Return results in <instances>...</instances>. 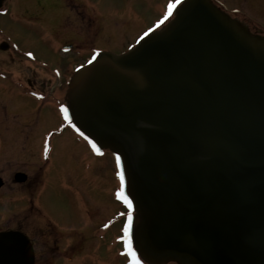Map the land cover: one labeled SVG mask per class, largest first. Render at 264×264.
I'll use <instances>...</instances> for the list:
<instances>
[{"label": "water", "instance_id": "1", "mask_svg": "<svg viewBox=\"0 0 264 264\" xmlns=\"http://www.w3.org/2000/svg\"><path fill=\"white\" fill-rule=\"evenodd\" d=\"M210 0H187L129 52H98L73 78L69 115L110 150L154 263L264 264V38ZM2 182L0 179V187ZM0 233V264H33Z\"/></svg>", "mask_w": 264, "mask_h": 264}, {"label": "flooded vegetation", "instance_id": "2", "mask_svg": "<svg viewBox=\"0 0 264 264\" xmlns=\"http://www.w3.org/2000/svg\"><path fill=\"white\" fill-rule=\"evenodd\" d=\"M153 1L139 0L133 7H130L129 2L127 12L121 13L123 22L110 27L111 12L99 14L96 4L90 0H0V179L2 182L0 200L7 202L6 212L24 213L26 217L34 214L35 217L46 222L50 229H54L51 228L52 226L57 227L52 221L54 218L50 209L42 205V199L47 194V178L44 172L51 162L52 153L54 150L58 152L59 148L63 150V160L55 167L56 175L64 174L67 166L75 168L74 180L72 178L71 183L64 179L61 181L66 183L62 187L69 185L78 191L82 202L77 209L91 212L94 209L97 211L105 203L108 204L105 202L106 194L101 190L102 197H98L99 204L92 207L91 201L86 197L88 188L86 193L85 185L81 181L85 176L79 173L83 169L90 171L98 167L100 164L98 160L102 159L104 152L97 153L79 133L70 118L62 122L60 127L48 131L41 140L36 139V128L29 127H35L39 117L36 111L31 112L26 109L24 99L29 93H44L46 94L44 98L58 95L61 100L59 105L68 112L70 83L98 52H103L101 47L94 46L92 41L94 36L91 32L96 22L95 15L101 16L99 21L104 30L110 27V35L105 34L107 30L103 33L107 40L117 42L118 50L111 51L120 55L137 45L144 36L163 29L164 25L170 22L169 19L176 15L178 7L183 2V0L168 1V14L163 17L157 16L147 24L144 18L136 14L134 7L142 3L148 5L151 3L154 8ZM211 1L248 30L253 29L258 32L257 35L264 36V22L259 19L264 17V0H238L237 6L232 9H229L222 0ZM30 38L35 39L33 46L28 45ZM39 64H43L42 69L33 68V66L38 67ZM54 108L58 110L59 106ZM24 139L26 142H23ZM82 149L86 151L82 152ZM69 150L72 151L68 152ZM84 162V167L88 168H83ZM119 176L122 180L120 173ZM104 180L105 177H102L99 182L102 188L105 186L103 185L105 182L102 183ZM114 195L115 200L125 210V214H118L113 221L104 222L103 231L111 232L115 225L125 219V231L121 240L134 253L132 264H140L141 258H137L139 254L133 242L132 230L137 214L136 212L134 214L124 202L122 182ZM31 230L30 226L27 228L19 226L1 230L0 233L18 231L24 234L32 244L33 264H53L59 250L69 252V249L74 247L75 240L79 238L77 229L75 231L67 228L58 229L63 236L69 237L67 240H72L65 246L60 243L63 238L59 242L54 232L43 230L41 237L45 240L37 245ZM81 233L84 231L81 230ZM38 235L40 236V233ZM38 246L43 249L39 258L36 249Z\"/></svg>", "mask_w": 264, "mask_h": 264}, {"label": "rangeland", "instance_id": "3", "mask_svg": "<svg viewBox=\"0 0 264 264\" xmlns=\"http://www.w3.org/2000/svg\"><path fill=\"white\" fill-rule=\"evenodd\" d=\"M96 4L99 14H104L111 12L109 15V24L110 27L115 26V24L122 23L121 13L127 12V7L130 2V7H133L139 0H90ZM168 1L173 2L174 0H154L152 7L151 3H142L141 5H137L134 7L136 10V14L144 18V21L149 24L153 19L157 18V16L163 17L168 14L167 7ZM229 9H232L234 6H237L238 0H222ZM97 12V13H98ZM95 26L91 32V35L94 36L92 38L93 45L96 47H101L103 52L114 53L111 50L117 51V42L110 41L106 39V35L111 32L110 27H107L104 30L103 25L99 21L101 16L95 15ZM260 21L264 22V17L259 18ZM246 30L247 27L243 25ZM105 31V34L103 33ZM252 36H259L252 29L248 30ZM264 38V36H260ZM35 39H28V45L33 46ZM116 54V53H114ZM119 55V54H117ZM35 65V64H34ZM43 64H39L38 67L33 66L35 69H42ZM40 95V96H38ZM46 94H31L26 95L24 99V103L27 105L26 109L31 112L34 110L37 112L39 117L36 120L38 123L36 128V139H42L51 129H56L60 127L64 121L68 118V114L65 111L64 107L62 108L59 103L61 100L56 95L51 98H44ZM59 106L58 110H55L54 107ZM28 115V114H25ZM63 122V123H62ZM31 123V121H29ZM23 142H26L25 139ZM69 150L68 152H71ZM86 151V149L81 150ZM66 152V149H65ZM80 152V150H78ZM81 152V154H82ZM63 150L61 148L54 150L51 155V162L47 166V170L44 172V175L47 178V196L44 195L42 199V205L48 207L52 213L54 219H52L53 223L58 227H51L54 229H50L46 222L42 219L35 217L34 214L26 217L24 213H13L6 212L5 206L7 204L6 201L0 200V231L10 228H17L22 226L23 228H27V226L32 227L31 235L33 238H36L37 245H39L40 241H44L42 232L44 231H52L55 233V237H57L58 241L63 240L60 243H63L67 246L72 240H67V236H63L60 233L61 229L67 228V230H78L76 233L78 234V239L75 240V245L72 249H69V252H63L59 250L58 255H56L55 261L53 264H132L134 261V253L130 251V248L125 245V243L121 240L123 233L125 231V219H122L117 225L111 229V232L103 231V224L106 221H113L117 218L118 214H125V210L122 206L115 200L114 192H118L119 185L121 183L120 176L118 175V163L115 160V157L111 152L105 151L101 160H98L100 163L96 168L90 169L87 171L83 169L82 172H79L82 177L81 181L85 185L84 189L88 188V193L86 191V197L91 201L92 207H96L100 200L99 196L101 195V190H103L106 194L105 203L101 208L97 211L94 209L89 212L86 209H77V207L81 204L82 199L78 195V191L73 188V186L62 187L66 183L61 180L67 181L71 183L73 178L74 180V169L72 167L67 166V171L60 176L56 175V166L60 165V161L63 160L62 156ZM28 161V159H26ZM85 162L82 164L83 168ZM23 167V166H22ZM105 177V180L102 182L105 184L104 188H102L99 184L101 182V178ZM74 183V182H73ZM41 199V198H40ZM95 199V200H94ZM98 202V203H97ZM105 210H103V209ZM135 214V212H133ZM132 213V214H133ZM60 229V230H58ZM134 230V228H132ZM83 230L84 233L80 234V231ZM134 232V231H133ZM40 233V236L38 235ZM87 236H85V235ZM77 235V234H76ZM81 235V236H80ZM52 240V239H51ZM47 241L50 242L49 239ZM52 243V242H51ZM37 258L41 256V252L43 249L41 246L37 248ZM68 258H66V257ZM144 259V258H143ZM146 263L142 264H181L175 260H169L164 263H154L150 260L144 259ZM39 263V260H37ZM141 264V263H140Z\"/></svg>", "mask_w": 264, "mask_h": 264}, {"label": "bare ground", "instance_id": "4", "mask_svg": "<svg viewBox=\"0 0 264 264\" xmlns=\"http://www.w3.org/2000/svg\"><path fill=\"white\" fill-rule=\"evenodd\" d=\"M183 4H184V3H183ZM183 4H182V5H183ZM182 5H181V6H182ZM181 6H179V8H180ZM174 18H175V15H173V16L169 19V21H171V20L174 19ZM167 24H168V22H167L164 26H166ZM164 26H163V27H164ZM161 28H162V27H161Z\"/></svg>", "mask_w": 264, "mask_h": 264}, {"label": "snow or ice", "instance_id": "5", "mask_svg": "<svg viewBox=\"0 0 264 264\" xmlns=\"http://www.w3.org/2000/svg\"><path fill=\"white\" fill-rule=\"evenodd\" d=\"M172 7H175V5H172ZM94 147H95V145H94Z\"/></svg>", "mask_w": 264, "mask_h": 264}]
</instances>
